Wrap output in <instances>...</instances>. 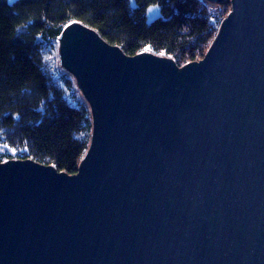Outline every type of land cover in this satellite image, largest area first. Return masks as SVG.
<instances>
[{
  "label": "water",
  "instance_id": "obj_1",
  "mask_svg": "<svg viewBox=\"0 0 264 264\" xmlns=\"http://www.w3.org/2000/svg\"><path fill=\"white\" fill-rule=\"evenodd\" d=\"M231 2L182 67L65 28L92 141L75 174L0 162V264H264V0Z\"/></svg>",
  "mask_w": 264,
  "mask_h": 264
},
{
  "label": "trees",
  "instance_id": "obj_2",
  "mask_svg": "<svg viewBox=\"0 0 264 264\" xmlns=\"http://www.w3.org/2000/svg\"><path fill=\"white\" fill-rule=\"evenodd\" d=\"M162 16L149 23L147 9ZM0 0V161L33 159L75 174L94 128L91 105L60 62L72 22L95 29L126 55L150 52L182 67L202 58L230 0ZM81 91V92H80Z\"/></svg>",
  "mask_w": 264,
  "mask_h": 264
},
{
  "label": "rangeland",
  "instance_id": "obj_3",
  "mask_svg": "<svg viewBox=\"0 0 264 264\" xmlns=\"http://www.w3.org/2000/svg\"><path fill=\"white\" fill-rule=\"evenodd\" d=\"M222 2H223V1H222ZM222 2H221V3H222ZM207 3H208V5H209V7H211L210 9H211L212 11H214V12L220 11V9H219V7H220L219 5H220V4H219V3H214V2H211V1H208V0H207ZM230 8L232 9V4H231V7H230ZM228 14H229V13H228ZM228 14H227V15H228ZM227 15H226V16H227ZM226 16H225V17H226ZM59 42H60V39H59ZM204 56H205V55H204ZM204 56H203V57H204ZM203 57H202V58H203ZM202 58H200V59H202ZM60 62L62 63V61H61V56H60ZM62 65H63V64H62ZM63 67H64V70L67 69L64 65H63ZM70 72H71V71H70ZM71 73H72V72H71ZM73 75H74V74H73ZM73 78H74V81H76V85H77V84H78V81H77L76 76L74 75ZM78 85H79V84H78ZM79 87H80V86H79ZM80 89H81V88H80ZM81 91H82V90H81ZM81 91H80V92H81ZM82 92H83V91H82ZM0 149H1V146H0Z\"/></svg>",
  "mask_w": 264,
  "mask_h": 264
},
{
  "label": "bare ground",
  "instance_id": "obj_4",
  "mask_svg": "<svg viewBox=\"0 0 264 264\" xmlns=\"http://www.w3.org/2000/svg\"><path fill=\"white\" fill-rule=\"evenodd\" d=\"M223 1H224V0H223ZM230 2H231V0H230ZM218 3H221V2H218ZM231 4H232V2H231ZM154 5L159 6V9L161 10L160 5H158V4H154ZM154 5H150V6H154ZM150 6H149V7H150ZM149 7H148V8H149ZM147 11H148V9H147ZM229 13H230V12H229ZM161 16H162V13H161ZM159 18H160V17H159ZM224 19H225V18H224ZM224 19H223V20H224ZM222 22H223V21H222ZM221 24H222V23H221ZM220 27H221V25H220ZM219 29H220V28H219ZM209 48H210V47H209ZM209 48H208V49H209ZM207 51H208V50H207ZM175 63H176V62H175ZM176 64H177V63H176ZM69 71H70V70H69ZM84 157H85V156H84ZM84 157H83V158H84ZM5 161H6V160H5ZM0 162H1V161H0Z\"/></svg>",
  "mask_w": 264,
  "mask_h": 264
}]
</instances>
